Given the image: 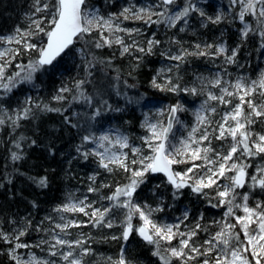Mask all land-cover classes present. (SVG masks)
<instances>
[{"label": "snow or ice", "instance_id": "snow-or-ice-1", "mask_svg": "<svg viewBox=\"0 0 264 264\" xmlns=\"http://www.w3.org/2000/svg\"><path fill=\"white\" fill-rule=\"evenodd\" d=\"M237 3L240 5L238 18L243 24V28L239 30L240 43L231 49L226 43H196L189 49L183 47L179 40L172 38L171 43L180 44L177 52L173 54L169 48L160 53L162 57L176 62L167 71L171 72L173 67L178 71L190 56H222L224 63L237 64L241 46L250 35L259 40L257 52L264 49V0H231L232 5ZM31 8L32 11L26 17V27L17 26L11 33L0 35V45L3 46L0 48V93L7 95L22 84L36 87L34 80L37 72H56L58 58L68 56L75 50L85 65V77L74 80L71 86L62 84L52 96V100L61 103L71 96L69 107L72 102L87 104L93 109L91 120L101 116L103 111L118 112L122 109L113 108L100 93L93 96L86 92L84 86L90 83L87 78L92 75L90 69L105 61L89 52L86 47L74 48L77 42L83 41L85 45L91 43L97 49L119 45L122 56L133 55V52L137 51L143 54L134 57L137 61L136 67H139V62L144 56L155 54L154 49L161 41L156 39L153 33L144 45L135 40L130 44L125 43L124 38L117 33L130 37L133 33L140 34L141 30L121 27L118 22L120 17L125 21H142L148 26L163 24L166 28H175L182 22L178 29L180 32H184L189 26V18L193 13L203 18L202 27H206L209 22L220 24L226 19L223 13L215 17L207 15L197 6L195 0H183V3H178V0H157L155 4L146 6L130 4L123 7L118 14L110 13L107 17L101 15L98 9H89L87 0H32ZM246 17L253 18L255 26L248 23ZM93 31L99 33V38L90 41L87 37H90ZM105 32L108 33L107 36ZM11 45L16 47H10ZM32 53H35V56L31 57L27 64L16 63L15 67L19 71L12 75L6 74L7 68L17 57ZM164 71L165 69H160L151 82L160 91L205 95L204 87L181 88L179 77L175 83L171 77L159 83L157 77ZM197 79L204 85L205 78ZM207 83L218 89V92L207 91L206 99L194 112L195 124L186 138L172 142L175 139L171 136L173 122H180L176 114L186 111L179 103L167 109L166 124L161 121L151 122L145 118L142 127L146 128L148 135L140 139L147 148V153L142 147L132 145L129 137L118 130L115 135L111 132L97 135L90 128H83L79 119L73 123V118H78L80 113L73 111L66 115L68 108L65 107L37 103L30 96L25 99L22 107L12 110V114L0 106V126L8 124L13 130L20 127L21 120L35 118L33 108L40 112L58 113L63 117L65 126L83 128L85 134L81 135V143L76 147V152L83 160L94 157L98 168L108 173L122 171L127 174L128 181L122 185L118 183L111 195L100 197L110 202L104 207H94L96 202L88 201L86 195L79 199L69 194L68 202L53 210L58 214L59 222L52 216L45 217V220L49 221L48 228L42 226L43 221L33 228L31 219L24 218L20 222L9 220L8 223L12 225L10 231L0 227V243L7 245L5 254L12 264H86L85 257L95 255L90 244L92 237L82 232L74 234L71 229L89 225L94 228H113L117 226L115 217L121 209L127 210L118 225L122 231L119 236L113 235L111 239L126 243L135 232L146 244L153 246L152 255L158 257L162 264H172L173 260L179 261V264H264V201H257L254 207H249L247 202L250 193L237 192V189L248 185L251 189L258 187L264 193V165H257L256 174L249 176L247 169L252 165L245 162L246 158L264 156V133H253L251 130V126L256 123L264 124V70L260 71L256 79L237 77L235 82L225 81L217 73ZM119 94L117 92V95ZM2 98L3 96H0V99ZM159 114L163 115V110H160ZM213 140L221 142L219 148L213 145ZM25 143L34 146L37 141L23 135L13 139V162L24 159ZM86 144L94 147L85 148ZM178 164L190 166L183 171H176L173 165ZM157 173H162L166 182L172 186L174 199L179 198L181 190L185 187L205 198L209 196L205 190L213 189L215 196L209 198V203L212 207H226L224 217H234V222H214L219 229L197 244L194 237L198 231L207 232L208 229L197 221L194 227L182 231L181 224L188 219L187 210L183 218L176 223L157 221L154 213L163 211L162 207L158 205L153 208L146 203L142 205L133 199L140 185L146 183L147 176ZM98 174L88 177L91 181L87 189L89 193H99L102 188L113 187L107 183L95 186ZM29 179L40 188L48 186L47 176ZM222 180L227 183H220ZM156 187L159 188L160 185ZM238 196L242 199V204L235 203ZM212 199L217 203H212ZM35 206L33 203V207ZM234 208H242L244 215H235ZM89 209L91 211H88ZM64 213L83 214L88 220L69 219ZM134 215H138L139 225H133ZM200 219H203L202 215ZM30 229L44 235L34 243L25 242L22 238L29 235ZM173 240H176L177 244L173 245ZM21 249L28 250L27 254H22ZM32 249H39L45 255L39 256ZM105 264L133 262L127 259L125 247L122 245L118 258L107 257Z\"/></svg>", "mask_w": 264, "mask_h": 264}, {"label": "trees", "instance_id": "trees-1", "mask_svg": "<svg viewBox=\"0 0 264 264\" xmlns=\"http://www.w3.org/2000/svg\"><path fill=\"white\" fill-rule=\"evenodd\" d=\"M140 1V0H134ZM152 1V0H151ZM197 6L204 10L207 15L215 17L223 13L226 17L220 24L207 23L206 27L201 26V20L197 13H193L189 18V26L184 32L178 29L182 22L175 28H166L163 24L151 26L145 25L142 21H123L125 28H139L140 34L133 33L132 36L124 35L125 43L130 44L133 40L141 45L151 38L155 33V38L161 41V44L154 49V55L144 56L136 67L135 56L143 54L134 51L133 55H121L119 45L113 44L112 47H103L97 49L91 43L85 45L83 41L77 42L74 48L86 47V49L95 54L96 57L105 61L97 63L91 68V76L87 77L90 83L85 84V90L88 94L95 96L100 93L104 99L108 100L113 108H121L122 111H103L102 115L95 120H91L93 109L87 104L72 102L71 96L67 101L57 103L52 100V96L62 84L71 86L76 79L85 77V65L81 61L79 54L73 50L68 56L58 58L57 71L37 72L34 83L22 84L15 88L11 93L3 96V104L9 108L18 109L23 106L27 97H32L33 101L39 103H48L53 107L68 108L66 115L76 111L80 116L73 118V123L79 119L83 128H90L91 131L100 135L103 132L110 131L115 133L118 130L129 137L130 143L134 146L142 147L147 153V148L143 146L141 137L146 134V128L142 127L145 118H149L156 108H165L166 106L181 104L186 111L178 112L183 120L186 129L179 131L185 135L195 124L194 112L200 104L206 99L207 91L218 92V89L212 88L207 83L219 73L223 80L235 82L237 77H244L248 80L255 79L263 67L264 49L257 52L259 47L258 38L251 36L241 46L240 53L237 56V64H226L223 57H188L187 61L182 63L179 70L172 68L171 72L167 69L176 64L160 55L161 52L171 49L175 54L180 44L171 43V39L179 40L183 47L191 49L196 43L213 44L226 43L231 49L237 43H240V32L242 27L238 20L239 5H232L231 0H195ZM183 3V0H178ZM32 0H0V35L11 33L17 26L24 28L28 24L27 14L32 11ZM129 4V0H87L88 6L96 7L103 16L110 13H119L123 7ZM39 15V14H38ZM156 19V17H153ZM248 23L255 26V21L251 17H246ZM107 36L108 33L105 32ZM99 38V33L93 31L88 40ZM13 47H16L13 45ZM35 53L24 54L17 57L12 65L7 68L6 74L12 75L19 71L15 67L16 63L27 64ZM91 58L90 56L88 57ZM110 61V63H107ZM242 65V67L240 66ZM160 69L165 71L157 77L159 83H163L167 77H171L173 82H177L181 88L196 86L204 87L205 95H191L180 91L173 93L169 91H160L152 85V79L157 75ZM197 77H203L204 85H201ZM131 85V87H129ZM117 92L120 94L117 95ZM67 95V94H66ZM35 118L21 120L20 127L13 130L8 124L0 126V227L5 231H10L12 225L9 220L20 222L24 218L32 220L33 228L43 221V227L48 228L49 221L45 217L52 216L56 222L58 214L53 210L63 203L68 202L69 194L83 199L86 195L88 201H95L94 207H104L109 205V201L100 199L101 196L111 195L115 186L127 183V174L122 171L108 173L102 168H98L94 162L95 158L90 157L87 161L76 152V147L81 143V135L85 134L83 128L76 129L65 126L63 117L54 112H40L33 108ZM166 111L164 112V116ZM218 119L219 117H215ZM264 124L256 123L251 126L253 133H262ZM24 137L34 139L37 144L28 146L24 144V159L13 162L11 160L12 141L14 138ZM221 142L213 140V145L220 147ZM94 145H84L85 148ZM128 151V149H126ZM131 157V155H129ZM131 159V158H130ZM246 163L254 166L258 162H264V156L246 158ZM175 170H181V166L174 165ZM251 167L247 169L251 173ZM99 173L96 176L95 186L101 183L111 184L112 188H102L99 193H89L87 191L89 184L88 177ZM47 176L48 186L40 188L29 177ZM9 180L11 181L9 183ZM227 183V181H220ZM156 185H160L159 188ZM209 196L205 198L202 195L192 193L190 188L185 187L181 190L178 199L172 196L173 188L166 182L162 175L150 174L147 176L146 183L140 185L134 194V201L139 204H149L153 208L158 205L163 211L154 213V218L159 222L176 223L183 218L185 210L188 212V219L181 224L182 231H188L195 226L198 221L205 226L208 231H198L194 240L197 244L202 243L211 233L219 229L214 222L229 223L234 222V217H224L226 207H212L209 198L215 196L213 189L205 190ZM238 193L249 192L248 205L254 207L257 201H264V193L257 187L255 189L241 188ZM123 199V198H122ZM241 198L238 196L235 203L239 204ZM35 203V207H33ZM212 203H217L212 199ZM238 208H234V213ZM88 211H91L89 209ZM126 209L118 211L115 217L113 228H94L90 225L82 228H73L75 233H85L92 237L90 244L95 255L85 257L86 264H105L107 257L117 259L121 246L125 247V255L133 264H162V261L152 255L153 246L146 244L138 234L133 232L128 242L122 240H113V235L119 236L122 229L118 226L124 219L123 213ZM238 212V211H237ZM69 219L87 221L88 217L83 214L64 213ZM201 215L203 219H200ZM133 225H139L138 215L132 219ZM239 229H237L238 231ZM44 233H37L29 230V235L22 238L28 243L36 242ZM243 239V236H241ZM173 245L177 244L173 240ZM7 245L0 243V264H12L5 254ZM172 264H179V261L173 260Z\"/></svg>", "mask_w": 264, "mask_h": 264}, {"label": "rangeland", "instance_id": "rangeland-1", "mask_svg": "<svg viewBox=\"0 0 264 264\" xmlns=\"http://www.w3.org/2000/svg\"><path fill=\"white\" fill-rule=\"evenodd\" d=\"M157 2V0H140V1H134V0H129V4L127 5V6H129L130 4H135V5H137V6H146V5H151V4H155ZM235 5H239V3H237V4H235ZM127 6H125V7H127ZM88 8L89 9H93V8H95V9H97L96 7H94V6H88ZM160 9H157V11H159ZM239 10H240V5H239ZM239 10H238V12H239ZM100 13V12H99ZM101 14V13H100ZM102 15V14H101ZM107 17V16H106ZM129 20H131V19H129ZM238 20H239V18H238ZM123 21H125V20H123V17H120L119 18V21L118 22H120L121 23V27H124V26H122L123 25ZM131 21H133V20H131ZM240 21V20H239ZM241 22V21H240ZM242 24V23H241ZM242 27H243V24H242ZM125 28V27H124ZM117 35H120V36H122L123 38H124V33H117ZM3 46L2 45H0V48H2ZM10 47H13V45H11ZM262 70H264V58H263V67H262ZM258 77V76H257ZM256 77V78H257ZM255 78V79H256ZM0 106H2L4 109H6V110H8V112H9V114H12V110H14L13 108H9L7 105H5V104H3V99H0ZM169 107L168 106H166L164 109L163 108H156L155 110H154V112H153V114L148 118L151 122H156V121H161V122H163V123H165V117H166V115L164 116V112L166 111L167 112V109H168ZM160 110H163V115H160L159 114V112H160ZM178 118H179V123H176L175 122V126H174V129H173V132H172V134H171V136H174L175 137V139L174 140H172V142L173 143H176V142H178L180 139H182V138H186L187 136H188V132L185 134V135H182V134H180L179 133V131H181V130H184V129H186V127H185V125H184V123H183V120L181 119V117L178 115ZM264 129V128H263ZM106 132H110V131H106ZM103 133H105V132H103ZM262 133H264V130H263V132ZM102 134V133H101ZM111 134H113V135H115V133H113V132H111ZM148 135V132H147V130H146V134H145V136H147ZM94 147V146H93ZM124 151H126L127 152V150L126 149H124ZM131 157L129 156V159H130ZM196 163H201L200 161H196ZM179 166H181V170H176V171H183L185 168H187V167H189L190 165L189 164H178ZM257 165H264V162H258V163H256L254 166H252L251 168V173H249V176H251V175H253V174H256V166ZM249 184L251 183V181L249 180V182H248ZM245 188H249V186L248 185H246L245 186ZM249 189H251V188H249ZM243 203V201H242V199H241V201L239 202V204H242ZM248 203V202H247ZM249 206V205H248ZM250 207V206H249ZM238 211V212H237ZM236 211V213H235V215H238V216H242V215H244V213H243V210H242V208H238V210ZM27 251L28 250H25V249H21L20 250V252L22 253V254H27ZM32 251H35L36 253H37V255H39V256H43V255H45V253H43V252H41L39 249H32Z\"/></svg>", "mask_w": 264, "mask_h": 264}, {"label": "water", "instance_id": "water-1", "mask_svg": "<svg viewBox=\"0 0 264 264\" xmlns=\"http://www.w3.org/2000/svg\"><path fill=\"white\" fill-rule=\"evenodd\" d=\"M176 115H177V114H176ZM167 120H168V113H167V116H166L165 124L167 123ZM174 124H175V122H173V128H172V131H173V129H174ZM157 174H160V175L164 176L162 173H157ZM154 175H156V174H154ZM164 177H165V176H164ZM165 179H166V177H165Z\"/></svg>", "mask_w": 264, "mask_h": 264}]
</instances>
